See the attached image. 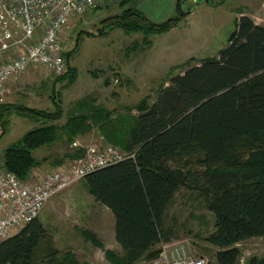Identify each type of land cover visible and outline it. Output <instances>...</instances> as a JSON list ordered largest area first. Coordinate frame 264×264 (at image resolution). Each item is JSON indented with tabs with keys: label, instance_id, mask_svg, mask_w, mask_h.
Returning <instances> with one entry per match:
<instances>
[{
	"label": "trees",
	"instance_id": "16d2710c",
	"mask_svg": "<svg viewBox=\"0 0 264 264\" xmlns=\"http://www.w3.org/2000/svg\"><path fill=\"white\" fill-rule=\"evenodd\" d=\"M183 1L176 0L173 16L153 21L138 8V0H120L121 13L104 28L142 32L146 37L168 32L187 15ZM228 42L217 57L203 59L170 77L152 103L144 98L124 113L115 114L100 105L66 112L56 90L50 96L53 110L1 103L4 133L13 108L32 123L30 130L5 149L0 168L27 180L50 160H40L35 151L61 140L72 146L96 129L105 142L127 152L124 159L83 179L92 197L115 218L122 255L107 250L111 264L150 260L162 250L158 245L174 238L167 211L183 187L197 190L213 214L214 231L206 241L217 247V264H237V244L264 236V24L242 15ZM146 43L150 44L148 38ZM66 58L68 68L55 80L56 84L67 82L64 88L77 77L70 54ZM194 152L201 154L202 171L190 175L173 165L179 157ZM247 153H252L250 164L243 162ZM83 155L84 149L77 147L53 163ZM83 234L103 247L95 234ZM47 237L43 222L34 219L0 242V264H87L72 252L60 254L51 239L47 253L40 256L37 248ZM250 264H264V260L253 259Z\"/></svg>",
	"mask_w": 264,
	"mask_h": 264
},
{
	"label": "rangeland",
	"instance_id": "374dc122",
	"mask_svg": "<svg viewBox=\"0 0 264 264\" xmlns=\"http://www.w3.org/2000/svg\"><path fill=\"white\" fill-rule=\"evenodd\" d=\"M221 1L184 0L187 15L178 25L168 32L149 37L142 32L128 34L121 28H104L110 18L121 13L120 1L74 15L61 34V44L66 70V54H70L71 65L77 72L75 82L66 88L67 82L56 84L55 80L66 70L55 75L42 68L30 69L27 72L32 73L34 81H23L27 79L26 72L0 104L53 110L50 96L55 90L57 100L61 101L66 112L77 111L82 106L87 109L100 105L120 114L144 98L152 103L170 77L203 59L217 57L220 50L228 46L229 37L236 28L237 10L243 0H224L220 4ZM263 3L254 10L256 15L261 13ZM136 4L153 21H164L176 13V0H138ZM254 21L261 24L255 18ZM147 38L150 44L146 43ZM14 55L0 57V61ZM18 112L14 108L9 112L7 130L0 135V163L5 149L31 129L32 122ZM132 113L137 114L136 111ZM89 133L91 141H84L82 137L76 141L84 147L109 144L98 130ZM113 146L123 154L127 153L120 146ZM74 148L77 147L68 146L61 140L51 147L35 151L40 160H50L46 162L49 167L46 166L45 170L41 166L36 169L33 180L43 177L47 173L45 171L52 167L62 165L53 162ZM251 158L252 153H247L243 162L250 164ZM201 160V154L194 152L179 157L173 165L181 172L193 175L205 168ZM39 218L48 230V237L37 248L40 256L47 253L51 239L60 254L72 252L80 263L92 260L93 264H107L104 248H96L83 233H93L99 241H104L106 247L115 248V240L110 233V216L88 192L83 180L51 198ZM98 219L102 220L104 229L97 235L95 221ZM167 224L173 225L176 233L171 245L178 246L187 256H202L207 263L217 264L214 257L217 247L206 241L214 231V217L197 190L183 187L177 192L167 211ZM19 230H14L13 234ZM164 245L168 244L163 243L156 248L161 249ZM237 247L240 250L237 264H250L253 259L264 260V236L241 241ZM139 264H148V260L142 259Z\"/></svg>",
	"mask_w": 264,
	"mask_h": 264
},
{
	"label": "built area",
	"instance_id": "2783aa9c",
	"mask_svg": "<svg viewBox=\"0 0 264 264\" xmlns=\"http://www.w3.org/2000/svg\"><path fill=\"white\" fill-rule=\"evenodd\" d=\"M120 0H0V102L18 85L22 76L42 66L59 75L66 70L61 34L72 16ZM264 6V3H263ZM255 20L264 23V7ZM66 72V71H65ZM4 133L0 125V135ZM83 157L55 166L38 180L35 170L27 180L13 172L0 170V242L38 218L53 197L83 180L89 173L114 164L126 157L110 144L84 147ZM45 170V169H43ZM40 171V170H38ZM36 173V174H35ZM41 175V173L39 174ZM148 264H208L205 257H190L171 245L162 249Z\"/></svg>",
	"mask_w": 264,
	"mask_h": 264
},
{
	"label": "crops",
	"instance_id": "0c3cea01",
	"mask_svg": "<svg viewBox=\"0 0 264 264\" xmlns=\"http://www.w3.org/2000/svg\"><path fill=\"white\" fill-rule=\"evenodd\" d=\"M263 0H243V3H241L240 5L241 6H239L238 7V10H237V16H236V19H238V18H240V16H242V15H249L250 17H252L253 19L255 18V16H256V13L257 12H254V10H257V9H259V7L261 6V3H263L262 2ZM34 68H42V69H44L42 66H40V67H34ZM34 68H32V69H34ZM26 76H27V79H25L24 78V82L25 83H27L26 81H28V83L29 82H32V81H34L33 79H34V76L32 75V73L31 72H27L26 73ZM25 76V77H26ZM26 80V81H25ZM15 86L16 85H13V84H11V86H10V93H11V91L12 90H14L15 89ZM10 93H9V95H10ZM99 133V132H98ZM90 134V133H89ZM93 135H94V137L96 136V134L95 133H93ZM100 135V134H99ZM91 136L92 135H84V136H82V139L85 141V140H88L87 142H89V141H91ZM45 166V167H44ZM41 169H46L47 167L46 166H48V165H44ZM49 167V166H48ZM103 207L108 211V214H109V216H110V233L112 234V236H113V238H114V240H115V248H112V247H106L105 246V244H104V241H102V240H100L101 242H102V244H103V247H99V246H97L96 245V248H100V249H102V248H104V257H105V259L108 261L107 262V264H111V262L108 260V258L106 257V251L107 250H111V251H114L115 253H117V254H119V255H122V248H121V246L118 244V242L116 241V237H115V218H114V215H113V213L111 212V210L109 209V208H107L106 206H104L103 205ZM44 209V208H43ZM110 213H112V214H110ZM96 222V225L95 226H97V232H95L96 234L97 233H99L100 234V231L99 230H103L104 228H103V222H102V220L101 219H98V220H96L95 221ZM99 224H100V226H99ZM98 235V234H97ZM99 237V236H98ZM165 244V243H164ZM166 244H168V249L170 248V246H171V244H170V242H167ZM180 250V249H179ZM91 262V263H90ZM82 263H87V264H93V261L92 260H87V261H84V262H82ZM136 264H139V262L138 263H136Z\"/></svg>",
	"mask_w": 264,
	"mask_h": 264
},
{
	"label": "water",
	"instance_id": "95a60500",
	"mask_svg": "<svg viewBox=\"0 0 264 264\" xmlns=\"http://www.w3.org/2000/svg\"><path fill=\"white\" fill-rule=\"evenodd\" d=\"M194 1H196V0H194ZM204 1L209 2V0H204ZM182 6H183L182 9H183V10H186V9L184 8V3H183V2H182Z\"/></svg>",
	"mask_w": 264,
	"mask_h": 264
},
{
	"label": "bare ground",
	"instance_id": "6f19581e",
	"mask_svg": "<svg viewBox=\"0 0 264 264\" xmlns=\"http://www.w3.org/2000/svg\"><path fill=\"white\" fill-rule=\"evenodd\" d=\"M162 249H168V245H164Z\"/></svg>",
	"mask_w": 264,
	"mask_h": 264
}]
</instances>
